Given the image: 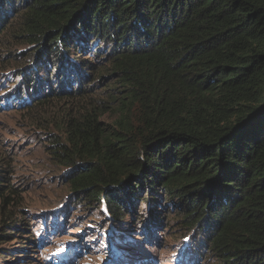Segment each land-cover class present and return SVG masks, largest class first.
<instances>
[{
	"label": "trees",
	"instance_id": "obj_1",
	"mask_svg": "<svg viewBox=\"0 0 264 264\" xmlns=\"http://www.w3.org/2000/svg\"><path fill=\"white\" fill-rule=\"evenodd\" d=\"M0 50L10 102L58 111L47 152L123 245L140 202L170 201L194 264H264V0H0ZM14 169L0 145V244L28 225Z\"/></svg>",
	"mask_w": 264,
	"mask_h": 264
},
{
	"label": "rangeland",
	"instance_id": "obj_2",
	"mask_svg": "<svg viewBox=\"0 0 264 264\" xmlns=\"http://www.w3.org/2000/svg\"><path fill=\"white\" fill-rule=\"evenodd\" d=\"M6 53L0 50V145L14 157L15 181L24 189L28 225H24L21 235H11V241L0 244V248L13 253L0 256V264H125L128 260L126 264H194L190 260L196 247L195 239L190 238L193 232L184 235L176 229L179 208L174 203L167 201V210L159 206L161 216L156 218L149 206L140 202L137 214L126 219V223H136L141 217L137 226L133 224L136 234L125 246L120 238L126 237V231L120 234L119 223L102 210L104 205L90 208L78 202L66 183V169L54 162L44 145L47 135L56 131L53 119L61 115L57 110L49 115L14 107L10 102L15 99L13 89L25 79L11 70L15 64ZM114 117L105 113L102 120L112 122ZM168 210L171 213L167 214ZM156 220H161L159 227ZM29 229L37 242L26 239ZM140 243L148 251L137 250ZM206 255L203 251L200 263ZM213 263L214 259L204 262Z\"/></svg>",
	"mask_w": 264,
	"mask_h": 264
}]
</instances>
